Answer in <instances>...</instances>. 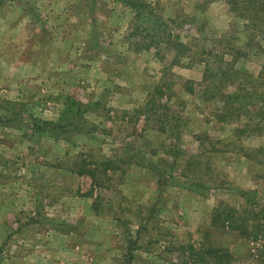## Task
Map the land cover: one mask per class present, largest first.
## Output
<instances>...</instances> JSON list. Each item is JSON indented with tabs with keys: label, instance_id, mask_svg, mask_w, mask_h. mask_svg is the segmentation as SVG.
<instances>
[{
	"label": "rangeland",
	"instance_id": "1",
	"mask_svg": "<svg viewBox=\"0 0 264 264\" xmlns=\"http://www.w3.org/2000/svg\"><path fill=\"white\" fill-rule=\"evenodd\" d=\"M142 1L0 6V264H264V0Z\"/></svg>",
	"mask_w": 264,
	"mask_h": 264
},
{
	"label": "trees",
	"instance_id": "2",
	"mask_svg": "<svg viewBox=\"0 0 264 264\" xmlns=\"http://www.w3.org/2000/svg\"><path fill=\"white\" fill-rule=\"evenodd\" d=\"M14 0H0V6L6 4L7 2H13ZM20 1V0H16ZM118 2H121L128 6V8L132 9L135 12L136 17V24L134 25L135 33L134 35H142V32H148V30L154 31L155 29H149L144 30L145 25L149 22H147V9L148 6L144 4L142 0H117ZM87 2V12L90 11L92 14L94 12V7L97 5V0H85ZM26 7L28 6L27 3L24 4ZM171 34H169L167 37L171 38ZM217 93V91H212L210 93L211 97L209 99H213L212 97L215 96L214 94ZM217 96H219L217 94ZM262 99H259V102L264 100V94L260 96ZM217 98L218 97H214ZM229 100L232 101V104L238 103L241 98H247V95L241 96L238 94H231L229 97ZM208 99V100H209ZM260 102V103H261ZM97 105V104H96ZM95 107V104H94ZM86 109V110H85ZM88 108L84 106L83 104L73 101L72 97L66 98V103H64V109L59 113L58 118L51 121H42L37 118H32L33 120V127L34 131L36 130H46L48 133L51 134L54 138L61 139V136L64 134H69L75 132V134H78L80 137L87 138V136L90 135V133L85 132L84 124H86V121H84V116L86 114V111ZM8 115H4L3 122L5 124H16L17 122H22L24 120V116L27 114L26 109L19 111L18 113L13 112L12 114L7 112ZM167 128V129H166ZM165 132L173 135L174 133V127L171 126H165Z\"/></svg>",
	"mask_w": 264,
	"mask_h": 264
}]
</instances>
